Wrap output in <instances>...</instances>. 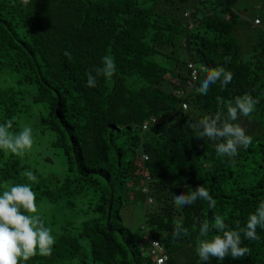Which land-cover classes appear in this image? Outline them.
<instances>
[{"label": "trees", "instance_id": "trees-1", "mask_svg": "<svg viewBox=\"0 0 264 264\" xmlns=\"http://www.w3.org/2000/svg\"><path fill=\"white\" fill-rule=\"evenodd\" d=\"M238 1L0 0V82L10 76L34 88L27 101L0 84V123L11 119L18 132L20 118L44 108L51 147L66 167L65 175L32 189L39 208H50L37 214L56 242L50 256L37 254L26 264H155L148 254L152 239L165 248L168 264H264L259 227L258 240L243 241L251 249L243 258L201 262L196 253L202 222L221 215L230 227L244 226L264 201V38L259 34L248 59L241 58L233 38ZM106 55L116 72L89 87L87 73L95 75ZM164 59L169 66L160 64ZM188 62L198 70L194 83ZM216 67L233 73L231 83L222 88L217 81L206 95L197 93L206 69ZM245 93L259 100L238 120L252 143L233 158L219 156L217 142L200 137L198 122L218 111L226 118L228 102ZM0 159V184L27 179L31 170L20 155L0 151ZM199 185L215 208L201 199L182 207L173 202V194ZM134 200L144 205L145 236L138 240L122 223ZM80 215L91 218L76 222ZM178 221L187 236L174 238Z\"/></svg>", "mask_w": 264, "mask_h": 264}, {"label": "clouds", "instance_id": "clouds-1", "mask_svg": "<svg viewBox=\"0 0 264 264\" xmlns=\"http://www.w3.org/2000/svg\"><path fill=\"white\" fill-rule=\"evenodd\" d=\"M22 3L27 5L29 0H22ZM64 54L69 55L68 52ZM230 59V56L225 57V62H229ZM94 71L95 75L92 74V70L87 73L89 87H96L99 76L111 78L114 75L116 72L114 58L110 55L104 56L102 66L95 68ZM206 72V77L196 90L199 94L206 95L210 86L217 81H220L221 87L224 88L233 80V73L224 67L206 69ZM217 100L223 102L220 97H217ZM258 103L257 98L247 93L235 97L234 103L228 102L226 118L222 111H218L199 120L197 126L201 129L200 137L216 141L215 150L219 156L235 157L240 148L247 149L252 143V137L238 122L239 117L250 116ZM12 128L11 119L0 123V151L20 155L31 150L34 144L31 126H24L18 132L12 131ZM24 175L30 181L37 180L32 171L26 170ZM172 199L180 207L191 205L198 199L207 201L210 208H215L217 203L209 190L202 185L193 191L173 194ZM37 213L36 193L30 184L17 183L0 193V264H26L37 254L41 256L52 254L55 236ZM258 227L264 229V201H261L255 211L248 216L244 226L237 222L235 227H230L221 215H215L211 221L206 220L199 225L197 256L202 262L208 261L211 257L222 261L229 255L234 259L250 255L251 249L247 245L242 246L243 241L258 240ZM213 232L216 234L209 239V234ZM181 234L187 236L189 233L178 221L173 236L179 238ZM152 240L154 246L158 245L159 240Z\"/></svg>", "mask_w": 264, "mask_h": 264}, {"label": "rangeland", "instance_id": "rangeland-1", "mask_svg": "<svg viewBox=\"0 0 264 264\" xmlns=\"http://www.w3.org/2000/svg\"><path fill=\"white\" fill-rule=\"evenodd\" d=\"M237 15L238 26L233 32V38L237 41L241 49V58L246 60L250 56L251 47L258 43V35L261 34L264 38V0H239L234 6ZM258 18L262 21L260 26H254L253 20ZM178 59L182 61V54L178 55ZM170 60H160L162 66H169ZM10 76H4L1 85L14 87L27 101L33 95L34 88L31 85H18L15 78L11 79ZM44 114H46L44 108L34 111V115L29 119H19L18 131L22 130L24 126H31L33 130L34 144L31 150L20 154L22 164L28 165L30 170L36 175L37 180L35 182L25 179L21 182L5 181L0 184V193L7 190L10 186L17 183L30 184L32 189L36 184H46L50 178H53L54 174H62L65 171V162L59 151L51 147L53 141V134L44 128ZM3 163V159H0V167ZM65 175V172H64ZM49 177V179H47ZM38 213L51 212L48 209L39 208L40 204H37ZM142 205L140 200H134L133 205L128 209L122 211L123 225L127 227L135 236V239H141L145 236L144 230H140L143 223ZM148 208V206H145ZM47 218L49 216H46ZM51 218V217H50ZM91 218V216H79L75 218L76 222H81ZM70 219V215H63L56 218L58 222H63ZM72 220V218H71ZM145 249H143L144 251Z\"/></svg>", "mask_w": 264, "mask_h": 264}, {"label": "built area", "instance_id": "built-area-1", "mask_svg": "<svg viewBox=\"0 0 264 264\" xmlns=\"http://www.w3.org/2000/svg\"><path fill=\"white\" fill-rule=\"evenodd\" d=\"M255 23H258V21H256ZM187 69L190 72V78H191V82H196L198 79V70L195 67V65L191 62L187 63ZM189 86H192V83H190ZM177 94H181L180 91H177ZM181 108L182 110H186L187 109V104L186 102L182 101L181 102ZM152 122H154V120H152ZM147 124L143 125L142 128L143 130L146 129ZM142 160H147V156L146 155H142ZM151 200H148V203H150ZM153 240L149 241V247H148V254L149 256L155 261V264H168L169 262V257L166 254L165 248L163 247V245L161 244L160 241H158V245L154 246L152 244Z\"/></svg>", "mask_w": 264, "mask_h": 264}, {"label": "water", "instance_id": "water-1", "mask_svg": "<svg viewBox=\"0 0 264 264\" xmlns=\"http://www.w3.org/2000/svg\"><path fill=\"white\" fill-rule=\"evenodd\" d=\"M112 196V195H111Z\"/></svg>", "mask_w": 264, "mask_h": 264}]
</instances>
